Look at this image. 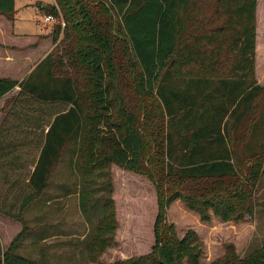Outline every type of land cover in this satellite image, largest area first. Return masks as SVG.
<instances>
[{"label": "trees", "instance_id": "obj_1", "mask_svg": "<svg viewBox=\"0 0 264 264\" xmlns=\"http://www.w3.org/2000/svg\"><path fill=\"white\" fill-rule=\"evenodd\" d=\"M56 2L62 32L70 33L75 43L71 59L84 66L87 85L83 89L71 76L56 75L52 52L20 81L0 77V98L19 87L13 103L55 107L37 128H29L36 142L33 137L16 141L8 135L0 142V168L20 169L15 150L27 139L33 140L30 144L36 151L24 185L20 174L12 181L2 175L8 186L0 192V212L22 219L47 187L69 140L81 143L76 158L85 169H107L111 163L139 167L147 138L140 120L132 110L121 121L114 113L108 76L118 52L120 66L135 76L141 94L154 98L162 109L164 161L159 171L146 172L156 185L160 213L164 215L167 206L180 199L204 222L211 216L233 221L251 216L255 204L251 192L264 162V86L255 78L256 0ZM48 9L45 4L43 11ZM14 13V0H0L1 15L12 19ZM59 31L58 26L52 33ZM52 39L55 42L56 37ZM141 110L144 114L145 105ZM13 187L17 191L8 201ZM103 245L98 238L86 247L91 252ZM175 245L167 238L168 249ZM176 250L186 264H200L202 245L194 232L186 233ZM159 254H164L162 247ZM0 264L50 263L8 249L0 255ZM111 264L163 263L139 256ZM209 264H264V246Z\"/></svg>", "mask_w": 264, "mask_h": 264}, {"label": "rangeland", "instance_id": "obj_2", "mask_svg": "<svg viewBox=\"0 0 264 264\" xmlns=\"http://www.w3.org/2000/svg\"><path fill=\"white\" fill-rule=\"evenodd\" d=\"M23 1L30 0H17L16 7ZM46 1L49 9L42 14L52 16L49 23L41 24V14L31 9L21 10V15L33 25L35 21H40L39 25L50 26L52 31L59 26L61 31L58 33L51 31L54 34L52 38L56 37L50 51L55 62L54 73L71 76L85 89L88 77L84 66L71 59L75 43L70 33L65 35L62 32L64 22L57 2ZM259 30L260 64V55H264V28L259 27ZM114 57L118 61L112 60L111 77L108 76V79L113 85L116 120L121 121L126 112L132 110L147 137L139 167L124 168L111 163L107 169H85L76 158V149L81 143L69 140L49 175L47 187L27 207L22 219H13L0 212V255L10 249L31 260L50 264H111L139 256L159 259L163 264H186V258L177 252L176 245L189 232H194L202 245L198 260L200 264H209L218 258L243 257L263 247L264 162L261 163L256 185L251 192L255 203L251 216L236 221L211 216L209 221L204 222L180 199L173 200L164 215L160 213L156 185L146 172L152 169L159 171L164 161L162 109L154 98L141 94L135 85V76H128V71L120 66L118 52ZM258 67L260 81L256 72L255 78L260 86H264V67ZM18 90L15 88L0 100V130L4 127L8 129L6 133L0 131V135L3 138L12 136L16 141L32 138L34 134L30 135L29 128H37L39 123L45 121H41L42 117L48 118L55 111L54 106L44 104L13 103L12 98ZM263 103L264 99L261 105ZM143 105L144 114L141 110ZM38 116L40 118L37 121L27 119H36ZM39 130H36V136ZM32 139L36 142V137ZM27 148L30 149L29 154ZM15 153L20 157L16 161L21 165L20 169H15V166L13 169L0 168L1 193L8 186L3 182V174L8 175V181L20 174L19 181L24 185L26 172L36 155L32 145L21 146ZM16 191V187L9 191L8 201ZM160 233L164 237H160ZM98 238L104 241L102 249L97 247L88 251L86 246ZM167 238L175 240L173 249L167 248ZM161 247L164 254H159Z\"/></svg>", "mask_w": 264, "mask_h": 264}, {"label": "crops", "instance_id": "obj_3", "mask_svg": "<svg viewBox=\"0 0 264 264\" xmlns=\"http://www.w3.org/2000/svg\"><path fill=\"white\" fill-rule=\"evenodd\" d=\"M16 1L14 0L15 13L12 19L0 14V77L20 81L51 51L54 42L50 26H41L39 25L40 21H35L33 25L28 20L23 19L21 15L23 12L21 10L28 11L31 9L32 12L41 14V24L43 22L47 24L50 21H45V14H42V12L44 5L48 2L46 0L23 1L17 8ZM259 27L264 28V0H256L255 72L257 79L260 81L258 66L264 67V55H260L262 57L259 64ZM262 53H264V49ZM16 88L19 89V87ZM5 129L6 127L0 131L4 132ZM2 140L3 137L0 138V142ZM25 142V147L28 145L33 146V144H30L32 142L30 139Z\"/></svg>", "mask_w": 264, "mask_h": 264}, {"label": "built area", "instance_id": "obj_4", "mask_svg": "<svg viewBox=\"0 0 264 264\" xmlns=\"http://www.w3.org/2000/svg\"><path fill=\"white\" fill-rule=\"evenodd\" d=\"M44 19H45V21H51L52 16L51 15H45Z\"/></svg>", "mask_w": 264, "mask_h": 264}]
</instances>
